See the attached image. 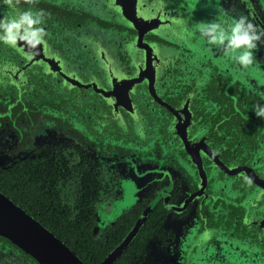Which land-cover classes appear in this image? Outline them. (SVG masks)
I'll return each mask as SVG.
<instances>
[{"label": "flooded vegetation", "instance_id": "1", "mask_svg": "<svg viewBox=\"0 0 264 264\" xmlns=\"http://www.w3.org/2000/svg\"><path fill=\"white\" fill-rule=\"evenodd\" d=\"M194 1L140 0L164 17L139 29L102 0L0 4L45 33L0 44V264H48L30 221L82 264H264V40L242 68L198 29L264 27V0Z\"/></svg>", "mask_w": 264, "mask_h": 264}, {"label": "clouds", "instance_id": "2", "mask_svg": "<svg viewBox=\"0 0 264 264\" xmlns=\"http://www.w3.org/2000/svg\"><path fill=\"white\" fill-rule=\"evenodd\" d=\"M0 4L13 8V0H0ZM43 12L31 9L17 10L12 15L0 14V44L15 47L23 41L25 47L35 48L42 43L45 33L40 25ZM200 36L210 45H221L236 65L247 68L255 61L254 50L264 40V27L254 24L245 15L233 18L227 28L216 22L198 23ZM252 110L264 120V103H257Z\"/></svg>", "mask_w": 264, "mask_h": 264}, {"label": "water", "instance_id": "3", "mask_svg": "<svg viewBox=\"0 0 264 264\" xmlns=\"http://www.w3.org/2000/svg\"><path fill=\"white\" fill-rule=\"evenodd\" d=\"M102 6L111 5V9H116L117 12H121L123 16L125 15L124 19L130 20L134 26V28H142L144 25L142 22L145 20H152L158 21L161 20L162 15H147L144 13V6L140 3V0H114L113 2H101ZM196 5V1L191 0V4L189 5L188 9L191 10V6ZM102 8V7H101ZM103 9V8H102ZM188 10V12L190 11ZM184 14H182L183 16ZM184 17V16H183ZM53 57V56H52ZM2 203V200H0ZM22 220L26 219L21 216L19 212H17ZM28 221V220H27ZM29 223V228H33L34 234H21L23 239H33L34 236L39 238L45 239V242H25L19 243L22 248L26 251L35 254L42 262L48 260V264H82V262L78 259V257L72 253L64 244H62L59 240H57L52 234L48 233V235L44 234L39 230V226L36 225L34 222L30 221L27 222V226ZM40 232V233H39ZM39 233V234H38ZM19 237V235H16ZM27 241V240H26ZM46 247H48V252Z\"/></svg>", "mask_w": 264, "mask_h": 264}, {"label": "rangeland", "instance_id": "4", "mask_svg": "<svg viewBox=\"0 0 264 264\" xmlns=\"http://www.w3.org/2000/svg\"><path fill=\"white\" fill-rule=\"evenodd\" d=\"M201 6V3L200 2H198V7H200Z\"/></svg>", "mask_w": 264, "mask_h": 264}]
</instances>
